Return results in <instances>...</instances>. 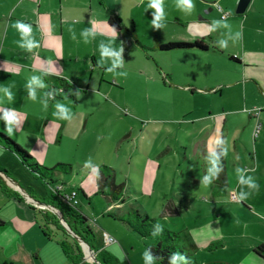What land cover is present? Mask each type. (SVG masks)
Returning a JSON list of instances; mask_svg holds the SVG:
<instances>
[{
	"label": "rangeland",
	"instance_id": "rangeland-1",
	"mask_svg": "<svg viewBox=\"0 0 264 264\" xmlns=\"http://www.w3.org/2000/svg\"><path fill=\"white\" fill-rule=\"evenodd\" d=\"M180 39H163L160 44L189 42ZM152 46L154 52H124L123 65L114 72L93 66L90 58L66 62V75L56 80L57 87L67 83L74 91L67 90L62 100L52 98L51 90L37 92V99L28 97L16 115L23 124L29 117L28 126L33 125L32 118H40V131L44 128L49 140L40 137L36 142L30 135V145L26 146L6 135L41 166L65 163L72 171L68 175L56 173L51 184L19 168L12 169V174L24 190L34 192L37 201L45 199L49 190L60 197L74 190L77 210L88 217L100 248L106 243L110 253L119 250L124 257L131 254L137 262L143 260L150 241L117 219L133 209L185 237L193 231L192 236L209 234L222 240L224 247L210 252L204 249L208 241L196 244L194 256L199 264L215 260L264 264L252 252L256 244L264 243V91L243 77L224 55L160 54L155 41ZM246 80L245 92L236 83L227 86L229 81ZM261 82L264 87V75ZM203 89L211 92L203 93ZM57 102L69 106L71 119L54 115ZM254 109L257 118L252 116ZM25 111L36 115H24ZM222 112L227 115L228 126L224 128L230 130L224 140L219 137L224 141L221 145L226 154L222 158L230 194L214 196L212 180L207 184L203 181L210 166L205 143L215 124L219 130L223 128V120L217 119ZM254 162L258 171L253 169ZM10 165V158L0 152V166L11 170ZM99 166L113 168L116 182L124 184L122 205H109L95 193L93 169ZM147 166L145 180L143 169ZM238 167L258 185L252 190L245 187L250 194L241 201L236 199L241 187ZM58 185L62 190H56ZM176 193L185 194L188 200L177 199ZM53 234L55 243L64 239L61 231L54 230ZM108 237L114 241L108 242ZM53 250L57 251L55 247ZM60 260L67 262L61 256Z\"/></svg>",
	"mask_w": 264,
	"mask_h": 264
},
{
	"label": "crops",
	"instance_id": "crops-1",
	"mask_svg": "<svg viewBox=\"0 0 264 264\" xmlns=\"http://www.w3.org/2000/svg\"><path fill=\"white\" fill-rule=\"evenodd\" d=\"M164 2L167 13L164 27L155 29L150 22L153 10L147 7L149 0H0V86H10L14 94L11 101L0 98V112L4 108H14L16 115L20 114L21 104L28 98L26 83L32 75H39L45 85L44 88L37 89V92L47 93L48 90L57 88L56 80L66 75V62L73 59L90 58L93 66L107 69L110 66V60H105L100 55L98 45L101 41L109 40H112L114 47H122L121 55L126 51L154 52L155 48H151L154 41L158 45L165 39L173 37L189 42L202 41L208 45L207 50L183 49L165 52L158 49V52L160 54L186 53L195 56L224 55L243 77L256 82V86L264 91L261 82L264 75V0H249L243 14L235 13L239 0H193L194 7L191 13H185L178 8L177 0H164ZM222 14H226L224 19L221 18ZM110 17L118 21L119 27L109 23ZM17 20H23L32 25V35L37 41L36 48L27 50L18 45L19 33L13 27ZM212 20L226 21L229 26L217 27L214 31L207 32V25L211 24ZM112 28L117 33L116 37L113 36ZM84 29H91L95 35L86 38L82 34ZM132 30H134L135 39L144 48L136 44ZM237 31L240 33L239 37L236 36ZM220 40L227 41L224 48L220 47ZM165 76L169 79L168 75ZM247 80L229 81L227 86L236 83L245 92ZM201 91L211 92L205 89ZM17 101H19L18 106ZM24 115H36V113L29 114L25 111ZM225 116L227 117L222 112L217 117L223 120L221 130L218 124H215L208 132L206 147L203 146L208 152L211 149L210 143H213L217 137L224 140L226 134L230 132L228 128H224L225 125L228 126ZM24 120L25 124L17 119L12 134L7 132L5 122L0 120V132L26 146L30 145V135L36 142L40 141V137L49 140L46 130L43 128L40 131V118H32L33 125L29 126V117ZM130 135L131 131L126 132L125 137ZM220 147L223 152L222 145ZM0 152L11 160V170L0 166L6 171L0 174V264H62L60 256L63 259L65 257L60 247L52 239L44 237L39 228L40 218L37 206H43L36 203L37 196L34 192L24 190L12 174L14 168L26 171L27 169L14 154L1 145ZM222 164L227 191L223 195H229L223 158ZM253 169L258 171L256 163ZM27 173L32 176L28 171ZM143 174L146 180L148 166L143 169ZM120 184L124 186L123 183ZM213 185L214 178L212 179V195L218 196L213 193ZM81 192L84 194L83 190ZM20 193H23V196ZM139 194L142 195V191H139ZM176 195L177 199L188 200L185 194L176 193ZM177 232L182 236V245L187 247L193 244L196 247L195 250L196 244H203L206 240L208 242L204 249L210 252L206 249L210 243L222 241L212 239L209 234L192 236V231L187 232L185 237L181 232ZM146 240L150 241L149 244L152 243L151 239ZM53 246L57 251L53 250ZM104 246L106 243L101 248L107 250ZM218 249L220 248L211 251ZM111 254L121 264H144L143 260L138 262L134 260L131 254H126L124 257L119 250ZM53 260L55 261L52 262ZM153 264L156 263L153 261Z\"/></svg>",
	"mask_w": 264,
	"mask_h": 264
},
{
	"label": "trees",
	"instance_id": "trees-1",
	"mask_svg": "<svg viewBox=\"0 0 264 264\" xmlns=\"http://www.w3.org/2000/svg\"><path fill=\"white\" fill-rule=\"evenodd\" d=\"M109 23L115 27H119L118 21L113 17L109 18ZM135 39L134 30L131 31ZM136 44L141 48L144 46L135 39ZM160 51H174L183 49L207 50L209 47L202 41L194 42H168L158 44ZM232 59H234L232 57ZM63 88L62 95H54V98H65L66 91L73 88L67 83L60 85ZM0 145L14 154L27 171L35 178L42 182L54 183L56 173L68 175L72 168L70 164L58 163L51 168H47L38 164L34 158L6 134L0 132ZM221 147L216 148V154L220 161L219 172L214 177L213 193L223 195L226 191V177L224 166L222 164ZM96 190L95 193L100 195L109 205L123 204L125 202L123 196L122 184L115 181V171L108 166H99L96 168ZM6 171L0 168V174ZM6 192V191H5ZM58 194L52 193L50 190L43 201H36L37 213L40 218V231L47 239H52L54 230L61 231L63 238L57 242L65 259L74 264H121L110 252L100 248L97 242L96 234L88 224V217L78 211L76 206H69L64 203ZM51 209V211L47 209ZM118 221L126 226L128 230L136 234L142 239H151L152 243L146 246V251L153 257L156 264H171L172 257H177L176 264H199L194 256L195 245H182V236L178 232L170 231L157 220L149 217L147 214H139L138 211L131 209L122 216L117 217ZM68 238H72L68 241ZM85 245L92 255L87 258L83 250ZM224 246L222 241L210 243L206 249L215 250ZM188 251H190L188 253ZM252 252L264 261V243L256 244ZM204 264H232L223 261H211Z\"/></svg>",
	"mask_w": 264,
	"mask_h": 264
},
{
	"label": "clouds",
	"instance_id": "clouds-1",
	"mask_svg": "<svg viewBox=\"0 0 264 264\" xmlns=\"http://www.w3.org/2000/svg\"><path fill=\"white\" fill-rule=\"evenodd\" d=\"M148 8H151L153 11L151 12L152 19L150 20L151 25L155 29H161L164 27L165 18H166V6L164 0H149V4L147 5ZM177 7L180 8L185 13H191L194 5L193 0H177ZM226 21H220V20H212L211 24L207 25L206 31L212 32L217 27H228ZM14 29L17 30L19 33L20 39L17 41L18 45L21 48L32 50L37 47V41L34 39L32 32V25L29 23L24 22L23 20H17L13 24ZM113 36L116 37L117 33L112 28ZM86 38L89 36H94L95 33L92 32L91 29H84L82 33ZM236 36L239 37L240 33L237 31ZM220 47L224 48L227 44V41L220 40L219 41ZM100 55L104 58H107L110 60V66L107 68V71L114 72V70L118 66L123 65L121 53H122V47H114L112 40H109L108 42L101 41L98 45ZM119 75H126L124 72H119ZM45 85L43 81L41 80V77L39 75H32L26 83L27 88V94L28 97L35 101L37 99V89L44 88ZM10 86H0V98H7L8 101H11L13 99V92L10 90ZM43 103L47 104L46 101H43ZM56 111L54 112L55 116H58L61 119L68 120L71 119L72 113L69 106L62 102H57L55 104ZM0 120H3L5 122V128L9 134L13 133V127L17 124V116H16V110L14 108H4L2 112H0ZM222 143H224L223 140H221L219 137L215 139L213 142L214 146L211 147L210 153L208 156V160L210 162V166L208 168L207 174L203 177V181L205 184L210 183L211 180L216 176V174L219 172V167L217 166L219 161L216 154L215 149L220 146ZM226 154V153H221ZM93 172H97V169H93ZM237 174V181L238 184L241 186L240 190L237 192L236 199L238 201L244 200L248 197L250 194V191H246L245 187L248 190L256 189L258 185L256 184L254 178L252 176H245L240 168L238 167L236 169ZM177 257L174 255L171 260V264H176ZM143 260L144 264H153V257L148 254V252L145 250L143 252Z\"/></svg>",
	"mask_w": 264,
	"mask_h": 264
},
{
	"label": "built area",
	"instance_id": "built-area-1",
	"mask_svg": "<svg viewBox=\"0 0 264 264\" xmlns=\"http://www.w3.org/2000/svg\"><path fill=\"white\" fill-rule=\"evenodd\" d=\"M225 17H226V14H222L221 18L224 19ZM55 89H56V91H58V93H60V94L63 93V88L61 86H59V87H57ZM51 95H52L51 97L54 98V95H59V94H57V93H55L54 91L51 90ZM252 116L255 117V118L258 117V111L256 109L253 110V115ZM258 128H259V125H257L256 130H258ZM55 188H56L57 191L62 190V186L61 185H58ZM60 194H61V192H60ZM76 196H77V194H76V192L74 190H71L69 193H62V195H61V197L63 198V200L66 203H68V204H70L72 206H75L78 203V201L76 199ZM230 197L232 199H235L234 194H231ZM107 241L108 242H113L114 239L112 237H108L107 238ZM83 250H84L85 255H86L87 258H92V255L89 253L88 250L86 251L84 249V247H83ZM66 264H74V263L68 262Z\"/></svg>",
	"mask_w": 264,
	"mask_h": 264
},
{
	"label": "water",
	"instance_id": "water-1",
	"mask_svg": "<svg viewBox=\"0 0 264 264\" xmlns=\"http://www.w3.org/2000/svg\"><path fill=\"white\" fill-rule=\"evenodd\" d=\"M249 3V0H239L238 5L236 7V14H243L246 10V7Z\"/></svg>",
	"mask_w": 264,
	"mask_h": 264
},
{
	"label": "bare ground",
	"instance_id": "bare-ground-1",
	"mask_svg": "<svg viewBox=\"0 0 264 264\" xmlns=\"http://www.w3.org/2000/svg\"><path fill=\"white\" fill-rule=\"evenodd\" d=\"M84 249L87 251V247L85 245H83Z\"/></svg>",
	"mask_w": 264,
	"mask_h": 264
}]
</instances>
